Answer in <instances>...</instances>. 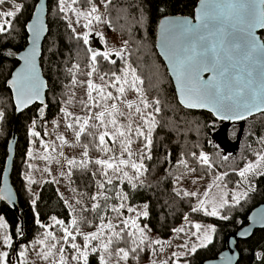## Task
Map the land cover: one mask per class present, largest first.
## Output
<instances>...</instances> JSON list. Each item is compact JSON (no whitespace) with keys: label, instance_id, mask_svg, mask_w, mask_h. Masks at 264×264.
<instances>
[{"label":"trees","instance_id":"obj_1","mask_svg":"<svg viewBox=\"0 0 264 264\" xmlns=\"http://www.w3.org/2000/svg\"><path fill=\"white\" fill-rule=\"evenodd\" d=\"M39 1L14 0L16 4H22L23 8L13 21L10 32L0 34V111L4 113V118L0 121V188L9 155V142L14 133L17 137L10 177L17 194L18 210L11 208L0 198V218L4 217L13 240V245L8 251L9 264H18L20 246H27L42 236L44 228L41 225H48L52 217L63 220L66 226L71 225L73 216L78 219L86 218L87 222L80 224V230L84 233L95 230L100 215L114 218L116 213L111 212L110 208L119 201L113 193L121 190L128 194V205H147L148 216L141 220L142 225H146L162 241H167L173 236L174 229L183 224L186 216L189 218L188 223L191 222L185 226L187 234H178H191L194 229L191 224L196 221L212 224L215 231L211 243L197 248L195 253L190 252L184 261L187 264H204L208 260L216 259L226 249L227 237L245 226L250 212L264 203V175L260 174V171H264V166L249 175L246 180L238 175V171L247 163L257 160L256 152L264 151V145L260 143V138L264 137V113L246 123L238 153L225 159L212 137L222 123L209 112L187 110L180 105L173 81L156 49L157 26L166 16H193L198 0H113L107 8L100 5L105 21L102 28L113 30L122 41L127 40L128 45L124 59L112 56L116 64L97 57L98 73L91 79L98 83L100 74L110 75L116 72L121 75V70L130 64L135 69V74L143 81L139 87L142 88L145 98L150 102L160 101V113L156 115L159 123L153 133L152 159L144 160L147 172L142 177L143 186L138 185L133 189L128 182L119 188L109 186V195L113 198L107 201V213H81L80 205L76 203L80 200L84 205L91 206L93 201L90 197L98 191V182L101 180L99 174H92L99 173V166L95 165L94 161L107 157L97 146L100 131L91 125L72 146L74 152L79 155L83 154L84 145H87L89 161H86V166L77 162L70 176L60 182L63 192L68 194L71 201L74 199L73 206L70 207L75 208V211L70 210L60 186L54 181L32 184L27 181L30 172L28 153L31 147L34 144L39 146L46 129L56 119L65 117L64 110L69 108L75 117H85L93 112L91 106L85 108L81 104V101L87 100L86 86L79 83L73 85L72 80L74 77L77 81L89 79V49L104 50L96 36H93L87 45L82 39H77V33L69 27L66 13L59 10L58 0H49V34L44 42L41 58V68L48 83L47 103L37 104L17 116L8 81L19 65L18 55L27 46V24L31 21ZM96 3L100 4V0H96ZM76 6L81 10H89L88 0H79ZM11 7V4H6L2 9L11 10ZM107 21H110V24ZM261 38L264 42V31L261 32ZM8 51L15 55H7ZM73 65H79V71L69 72ZM33 131L39 135H32ZM88 133L94 134L96 138ZM136 145L141 147L140 142H136ZM193 152L197 154L196 157L191 155ZM200 153L209 156L211 167L198 161ZM180 159L187 160L188 167L194 168L195 172L178 166ZM215 173H227L223 181L231 189L242 185L248 188L247 196L238 204H225L221 209V217L227 219L205 215L203 211L193 212L192 208L198 206L199 197L176 194L177 189L184 191L178 186V182L184 181L189 186L193 179L191 176L201 180V187L207 189ZM177 176L181 177L179 181L176 180ZM101 204L104 202L101 201ZM122 211L125 217L127 211ZM59 227V233H62V228ZM151 241L148 239L141 246L143 250L137 252V258L130 255L123 264H150L155 250ZM76 242L83 245L82 237L78 236ZM121 246L127 247L123 243ZM238 251L240 258L237 264H264V229L239 242ZM257 254H260V258ZM67 256L71 260L68 252ZM89 264H99L95 254H90Z\"/></svg>","mask_w":264,"mask_h":264},{"label":"snow or ice","instance_id":"obj_2","mask_svg":"<svg viewBox=\"0 0 264 264\" xmlns=\"http://www.w3.org/2000/svg\"><path fill=\"white\" fill-rule=\"evenodd\" d=\"M112 2L113 0H100V4H97L96 0H88L89 10L81 11L79 8L72 7V5H77L79 0H58V7L62 13L68 11L75 13L76 23H80L81 17L86 21L83 27L88 31L82 34L78 33L77 39H82L84 44L87 45L92 34L93 21L105 22L100 12V5L102 4L103 7L107 8ZM259 2L264 5V0H259ZM6 4L12 5L11 10H2V7ZM22 8L23 5L16 4L14 0H0V34L10 32L13 21ZM41 10L42 7L37 5L38 22ZM234 10L237 15L235 21L230 25L231 30H229L222 26V19L226 17L231 20ZM196 20V24H193L191 20H187L179 26L169 24L165 28L168 36L177 41L176 46L170 49L169 59L173 64L177 80L182 83L180 91L184 98L181 102L190 108L211 106L212 110L221 119H245L246 114H252L254 111H264V72H262L259 82L255 75L257 66H264V45L255 43V37L251 31L257 26L264 27V9L257 14L248 0H201V8L197 9ZM107 23L110 24V21H107ZM69 27H72L71 21H69ZM27 29L34 34L33 47L21 57L25 61V69L22 72H17L16 78L9 81L12 87L16 89L18 107H26L33 100L41 99L40 88L42 84L36 72L37 49L35 44L39 39L43 26L39 24L34 26L29 23ZM72 31L75 33V28H72ZM218 33L221 35L219 50L217 44L210 40V37H214ZM98 35L102 36L100 33ZM127 45L128 41L125 40L123 46L118 50L96 51L89 49L91 53L90 70L87 72L89 79L77 81L74 77L72 80L73 85L79 83L81 86H86L87 100L81 101L85 108L94 106L103 109L95 113L94 118L99 121V124H93L91 127L103 128V131L98 135L97 146L101 152L108 156L107 159L99 158L94 161V164L99 166V173L93 172L92 174L94 176L99 174L101 180L98 182V191L90 197L93 201L91 206L84 205L80 200H77L76 203L80 205L81 213L89 211L107 213L109 210L107 201L114 196L119 203L111 205L110 210L116 213V216L112 218L100 215L95 230L88 233L80 230V224L87 222L86 218L81 217L78 219L73 216L71 225L66 226L63 220L52 217L54 225H59L62 228L61 236L57 237L54 232L46 230L43 239L33 242L34 245L42 246L36 252L37 256L49 261L50 264H81V262L82 264H89L90 254H95L98 257L99 264H123L129 259L130 255L137 258V252L143 250L141 246L148 240L145 231L147 226L140 227L138 224L141 216H148L147 205H144L142 210L137 211L135 207L126 204L128 199L126 192L121 190L110 196L109 186L119 188L125 179L133 189L138 185L143 186L142 177L147 172L144 160L152 159L153 133L159 123L156 115L160 113V101L150 102L145 98L142 88L139 87L143 81L135 74V69L130 64L121 70V75L116 72H112L110 75L109 73L100 74L99 79L102 82L100 84L91 79L98 73L96 67L97 57H102L111 64H116V60L112 59V56L124 59ZM221 52L223 55H221ZM7 55L13 56L15 53L8 51ZM209 64L212 67H209ZM73 70L79 71V65H73V68L68 71L73 72ZM203 71H212L213 76L204 81L200 77V73ZM130 74L131 80L128 79ZM106 77H108L107 80ZM25 81L28 82L27 91L24 88ZM185 84L187 86H184ZM109 88L115 89L117 95L109 91ZM129 90L138 95V103L126 99ZM94 92L96 93L95 96L93 95ZM109 101H112V103H109ZM120 104H123L124 108H121ZM148 109H152V111H148ZM40 111L43 114V109ZM64 112L66 118L73 116L66 109ZM3 118L4 113L0 111V121ZM92 119L93 116L74 118L75 123L80 124L79 131L76 133L77 137L86 132L89 121ZM67 127L72 129L74 124L68 123ZM88 134L93 135L94 139L96 138L94 134ZM32 135L38 136L39 133L33 131ZM106 138L108 139L106 140ZM61 139L63 138L61 137ZM109 141L117 147H109ZM136 142H140L141 147L134 151L132 145ZM260 143L264 145V137L260 138ZM84 148L85 151L82 155L88 157L87 145H84ZM117 148L119 149V155H116ZM28 155L31 157L32 152L30 151ZM191 155L193 157L197 156L195 152ZM255 155L257 156L255 163L249 162L246 167L238 171L241 178L246 180L249 173H255L264 166V151H258ZM43 158L49 159L47 155ZM197 159L201 164L211 167L210 158L207 154L200 153ZM67 163L72 167L77 164V161L69 159ZM79 163L81 166H86L85 160H81ZM178 166H184L188 168L189 172H195L194 168L188 167L185 159H180ZM127 169H131V173ZM70 174L69 172L68 175L70 176ZM260 174L264 175V171H260ZM226 175L227 173H222L217 179L223 180ZM113 177L119 183H114ZM180 179V176L176 177L177 181ZM28 182L32 184L36 181L29 176ZM210 191L211 188L205 191V198L199 201L197 207L192 208L193 212L203 211L205 215L211 216L219 214L215 201L211 202V211L208 210L207 205L210 202L207 197ZM176 194H182L185 197L199 196L198 192L179 189L176 190ZM242 196L246 197L247 192H237L233 197L234 202L238 204ZM0 198L6 199L7 197ZM101 201L104 202L103 205ZM65 202L67 203V201ZM226 203L227 200H224L219 204V207H224ZM124 209L129 213H135V216L124 217L122 211ZM73 211H75V208H73ZM113 219L117 220L118 223H113ZM187 219L186 216L185 220L187 221ZM221 219H227V217H221ZM37 222L39 223V221ZM41 227L50 229L53 225H41ZM3 228H6V225L3 219L0 218V229ZM191 228L195 229L191 232V236H195L199 240L198 245L193 243L189 249L191 253H195L197 247H205L208 243H211L212 238L208 231L214 232L215 229L211 228L201 236V224H191ZM174 232L186 233V229L180 227L174 229ZM78 236L82 237L83 246L76 242ZM121 243L127 245V247L121 246ZM151 243L161 246L164 244L161 240L151 241ZM0 244L11 248L13 245L11 235L5 232L2 239H0ZM178 247L188 248L189 245L185 243L178 245ZM27 248L26 245L20 246L18 264H28L26 259ZM65 252L70 254L71 260L65 255ZM57 253L59 254L58 261L53 259ZM172 255L178 257L179 255H187V253L178 254L173 252ZM257 256L260 258V254H257ZM0 264H9L8 251H0ZM152 264H156V261H153ZM161 264H168V261L165 260Z\"/></svg>","mask_w":264,"mask_h":264},{"label":"rangeland","instance_id":"obj_3","mask_svg":"<svg viewBox=\"0 0 264 264\" xmlns=\"http://www.w3.org/2000/svg\"><path fill=\"white\" fill-rule=\"evenodd\" d=\"M72 7L78 8L76 5H72ZM2 10H4V9H2ZM7 10H4V11H7ZM81 11H85V10H81ZM100 12L102 14L103 9H101ZM66 15H67L68 20L71 21L72 28H75V30H76L75 32L77 34L78 33H80V34L86 33L88 31V29H85L83 27V24L86 23V21L82 17L80 18V23H76L77 17L75 15V13L68 11V12H66ZM103 20H104V17H103ZM102 25H103V22L93 21V26L91 28L92 34L90 35L89 40H91L93 36H96L100 40L102 45L104 46L103 51L120 49L123 46L124 41H122L120 39L119 35L117 33H115L113 30L103 29ZM98 33L102 34V36L98 35ZM131 78L132 77L130 74L128 79L131 80ZM100 83H102V82L99 81L97 84H100ZM108 90L112 91L114 95H117L115 89L109 88ZM93 95L95 96L96 93L94 92ZM126 99L136 101L137 103L139 102L138 101V95L134 91H131V90H129L127 92ZM109 103H112V101H109ZM91 107H92L93 112H91V114H89L88 116H93V119L89 121V125L99 124V121L94 118L95 113H97L103 109L100 107H94V106H91ZM120 107L124 108V105L120 104ZM66 110L68 112H71L73 114V116L71 118H66V116H65L62 119H56V121L46 129L45 136H43L40 139V145L37 146L34 144L31 147L30 151L32 152V156L30 157V160H29L30 172L27 176V181H28V177L31 176L32 179L35 180L36 182H45V181L49 180V181H54L57 186H60L61 180L63 178H68L69 177L68 173L69 172L71 173L72 168L74 167V166L70 167L68 165L67 161L69 159H75L77 162H79L81 160L89 161L88 157H83L82 154L77 155L74 152V150L72 149V146L75 144L76 140L79 138V137H77L76 133L79 131L80 124L75 123V121H74V118H75L74 115L75 114L69 108H67ZM88 116L81 117V118H87ZM77 117H80V116H77ZM137 120H138V117H137ZM68 123H73L74 128H72V129L68 128L67 127ZM81 123H82V121H81ZM98 130L100 132H102L103 128H99ZM243 135H242V137H243ZM225 136H226L225 133H220L219 135L216 136L215 139L213 138V140L217 146H218V144H217L216 140L219 139L221 141L220 144L223 147V150H225L227 152V153H224L222 151L223 156L228 158L230 156H234L232 151L236 152V146L231 143L232 141H235L236 139L234 137L235 140H232L233 138L230 139L228 137L231 142L226 143L227 141H226ZM61 137L63 139H61ZM107 139L108 138H106V140ZM65 141H66V143H65ZM45 145H47V147H45ZM109 147L116 148L117 146L112 144L111 141H109ZM132 148L135 151V150L139 149V146L136 145V143H134L132 145ZM46 155L49 157V159L43 158ZM109 155H111V153ZM116 155H119V149L118 148L116 151ZM107 158H108V156L105 159H107ZM133 158L135 159V157H133ZM127 170L131 173V169H127ZM221 174L222 173H215V175H214L215 177L212 179L210 186L205 190L201 187V180H199L198 178H196L194 176H191V177H193V179L190 182L189 186H187L186 182H184V181L178 182V186H181L184 189V191L198 192L199 198L197 201V205H199L200 200L205 198L204 197L205 191H207L209 188H211V191L209 192L208 197H207V199L210 203H208L207 207H208V210L211 211V208H212L211 202L215 201L219 214L217 216H213V217L219 218V217H221V209L223 208V207L222 208L219 207L220 203H222L224 200H227L226 204L235 203L233 200L234 195L237 192H245V191L247 192V190H248L247 186H245V185H242L241 187L237 186L233 189L229 188L223 180L217 179V177L220 176ZM251 174L252 173H249L247 175V177ZM113 179H114V182H116L114 177H113ZM243 179H245V178H243ZM125 182H127L126 179L124 180V183ZM60 191L63 195L64 200L67 201V204H68L70 210L73 212V209L70 206H73V200L74 199L71 201L69 199L68 194H65L63 192L61 186H60ZM242 198H244V197L242 196L241 199ZM75 200H77V198H75ZM117 204H118V202H117ZM133 207H135L137 209V211H140L144 208V206H140V205L133 206ZM128 216L134 217L135 213L127 212V215L125 217H128ZM1 218L4 221L6 228L0 229V239H2L5 232H7V234H9L8 225H7L4 217H1ZM143 218H145V217L141 216L140 219L138 220V224L140 227H145L144 225H142V221H141ZM188 219H187V221L184 220L183 224L180 227H185L186 225H188L189 224ZM105 222H107V220H105ZM113 223H118V221H113ZM195 223H199L202 225V229L200 232L201 236H203L205 231H208L209 229L214 228V226L210 223H204V222H199V221L194 222V224ZM48 225H53V227H51L50 229L44 228V232L42 233V236H40L36 240L43 239L44 238L43 234L45 233L46 230H50V231L54 232L57 237L61 236L62 233H59L61 231L60 227L57 225H54V222L52 221V219L50 220V223ZM185 229H186V227H185ZM145 231H146V235H147L148 239H150L152 241L160 240L147 227H146ZM193 231H195V229H193ZM189 234L187 236H185V235H181V234H178L176 232H173V236L170 239H168L167 241H163L164 242L163 246L153 244L155 247V251H154L152 262L156 261V264H161V262L167 260L168 264H187V262H185L184 259L190 253L189 249L191 248L193 243H196L197 245L199 244V240H197V238L195 236H191V234L190 235ZM208 234L211 236V238H212L211 241H212L213 236H214V232L208 231ZM192 238H194V239H192ZM50 243H51V241H50ZM93 243H96V242H93ZM185 243H187L189 245L188 248L178 247V245H183ZM27 246H28V248H27L26 259L28 261V264H50L49 261L43 260L41 257L37 256V254H36V252L42 247L41 245H34V243L32 242L31 244H29ZM81 246H83V245H81ZM197 248H199V247H197ZM0 251H9V248L0 244ZM45 251H47V249H45ZM173 252L178 253V254L187 253V255H179L178 257H173V255H172ZM65 255L67 256V252H65ZM53 259L58 261L59 260V254L57 253L53 257ZM152 262L150 264H152Z\"/></svg>","mask_w":264,"mask_h":264},{"label":"water","instance_id":"obj_4","mask_svg":"<svg viewBox=\"0 0 264 264\" xmlns=\"http://www.w3.org/2000/svg\"><path fill=\"white\" fill-rule=\"evenodd\" d=\"M48 1L49 0H40L39 4L42 7V10L39 12V22L37 21V7L33 14V17L29 23L33 24L34 26L42 25L43 30L40 32L39 39L36 41L35 47L37 49L36 54V72L39 77V81L41 82L42 86L40 88L41 91V99L33 100L32 103L28 104L26 107H18L16 103V89L12 87V85L9 83V81L16 78L17 72H22L25 69V61L21 58L25 53H27L32 47L33 43L32 40L34 38V34L28 32V43L26 48L18 55V61L19 65L14 70L11 78L8 81V87L11 90L13 101L16 107V114L19 116L21 113H23L25 110L39 104V105H46L47 103V92H48V83L43 75V70L41 68V58L43 54V45L44 42L49 34V27H48V15H49V7H48ZM250 3V6L253 8L254 11L259 13L260 10L264 9V5H261L259 0H248ZM201 8V0H198L197 6L194 11L193 16H184V15H173V16H166L163 17L157 26V40H156V49L160 56V58L163 60L164 64L167 67V70L169 72V75L173 81L177 98L180 103V105L187 109V110H193V111H206L209 112L214 116V118L221 122L220 128L213 134V138L215 139L217 135L220 133L226 134V143L231 142L228 138V130L229 128L234 124L237 123L240 125L239 132L237 134V138L235 141H232L231 143L236 146V152L232 153L236 155L239 151L241 141H242V135L244 134V129L246 126V123L248 120L252 119L255 116H258L260 114H263L264 111H254L252 114H246L245 119H221L215 111L212 110V107H187L184 103L181 102V100L184 98L181 94V87L182 83L181 81H178L176 78V72L173 70V64L169 59V56L171 54L170 49L174 48L177 44V41L175 39H172L168 36V34L165 32V28L169 26V24H175L177 26L185 23L187 20H191L193 24L197 23L196 16H197V9ZM237 12L233 11V18L231 20L227 19L226 17L222 19V26L226 29H230V25L235 21ZM246 27V25H245ZM252 35L255 37V43L258 45H264V42L261 38V32L264 31V27L257 26L253 28ZM210 40L215 42L217 44V48L219 50V44L221 40V35L218 33L214 37H210ZM221 55L223 53L221 52ZM239 58V57H238ZM209 67H212L211 64H209ZM264 72V66H257L256 68V78L259 82L261 78V74ZM213 76L212 71H203L200 73V77L202 80L207 81ZM184 86H187L186 84ZM24 88L25 91H27L28 88V82H24ZM218 138V137H217ZM16 142L17 137L16 133L13 134V137L11 138L9 142V149H8V158L6 162V167L3 173L2 177V183L0 188V195L1 197H7L6 199L2 198V200L8 204L11 208L18 210V199L16 191L11 183V170L13 166V160L15 157V149H16ZM218 147L220 150H222L224 153H227L225 150H223V147L220 144V140H216ZM264 229V203L259 205L258 207L254 208L249 216L248 221L245 226H243L241 229L236 231L233 234H230L227 237L226 240V249L221 252L216 259H211L206 261L204 264H237L240 258V254L238 251V243L241 241H245L252 237V235L258 231ZM223 258V259H222Z\"/></svg>","mask_w":264,"mask_h":264},{"label":"flooded vegetation","instance_id":"obj_5","mask_svg":"<svg viewBox=\"0 0 264 264\" xmlns=\"http://www.w3.org/2000/svg\"><path fill=\"white\" fill-rule=\"evenodd\" d=\"M251 120V119H250ZM250 120H248V121H250ZM247 121V122H248ZM239 129H240V125L239 124H237V123H234L230 128H229V130H228V137L231 139V138H233L232 140H235L236 139V137H237V133L239 132ZM234 137H235V139H234ZM254 162H256V161H254ZM253 162V163H254ZM248 164V163H247ZM246 164V165H247ZM245 165V166H246Z\"/></svg>","mask_w":264,"mask_h":264},{"label":"built area","instance_id":"obj_6","mask_svg":"<svg viewBox=\"0 0 264 264\" xmlns=\"http://www.w3.org/2000/svg\"><path fill=\"white\" fill-rule=\"evenodd\" d=\"M246 167V166H245Z\"/></svg>","mask_w":264,"mask_h":264}]
</instances>
